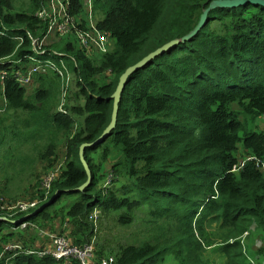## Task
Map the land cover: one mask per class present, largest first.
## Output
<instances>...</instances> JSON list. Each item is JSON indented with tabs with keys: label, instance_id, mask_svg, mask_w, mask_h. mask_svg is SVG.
Segmentation results:
<instances>
[{
	"label": "trees",
	"instance_id": "trees-1",
	"mask_svg": "<svg viewBox=\"0 0 264 264\" xmlns=\"http://www.w3.org/2000/svg\"><path fill=\"white\" fill-rule=\"evenodd\" d=\"M15 1L0 0V72H6L0 113H21L9 131L10 141L30 146L18 157L8 146L6 154L16 159L13 166L23 161L14 169L18 174L27 172L34 158L52 168L60 151L63 164L47 199L36 208L58 191L52 204L36 215L34 208L0 220V264L12 255V264H64L25 253L49 240L35 241L27 233L52 230L48 234H63L83 246L95 233L89 218L96 207L130 225L144 206L150 234L121 243L115 264H164L168 255L171 264H256L249 261L243 240L252 225L264 230V171L256 165L264 163V127L255 124L264 116V5L209 8L215 0H93V11L101 15L96 28L109 34L112 48L90 57L73 42L39 45L42 54L35 64L47 67L35 74L38 86L29 94L28 84L13 77L32 65L34 43L46 32L47 21L36 16L45 0H27L20 7ZM82 3L70 0L69 15L80 14ZM203 14L204 24L187 40L127 75L114 126L92 144L112 120L120 77L194 30ZM61 65L73 77L75 99L82 102L54 112L61 94L54 68ZM5 143L1 137L0 147ZM111 159V185L103 186V165ZM84 163L91 181L78 191L88 178ZM62 196L73 203L50 213ZM21 218L37 228H20ZM54 218L72 230L62 229L65 224L55 230ZM13 240L21 250L5 251Z\"/></svg>",
	"mask_w": 264,
	"mask_h": 264
},
{
	"label": "rangeland",
	"instance_id": "rangeland-1",
	"mask_svg": "<svg viewBox=\"0 0 264 264\" xmlns=\"http://www.w3.org/2000/svg\"><path fill=\"white\" fill-rule=\"evenodd\" d=\"M25 2H27V0H16L14 5L16 7H20ZM82 2H85V0H82ZM100 17L101 15L96 13V11L95 12L93 11L92 19L98 20L100 19ZM53 40L59 41L61 43L73 42V44H76V46L81 47L74 29L71 31H67L65 34L61 36H53L51 42ZM61 46L62 44H60V47ZM111 48H112V43L108 46V50ZM93 54L96 55L97 53H93ZM90 57H92V55ZM1 75H2V71L0 72V83L3 82ZM72 78L73 77L69 73V79L65 81L61 80L60 82H58V85L56 84V87L58 86V88L61 91V94H58L59 101L57 100L56 106L52 109L54 112H65V106H68V104L75 105L82 102V100L75 99V96L73 94L75 92V87ZM37 86H38V82L35 77L34 81L30 85L26 86L27 93L32 94L37 88ZM14 113L15 114L11 112L0 113V138L2 137L5 138L6 140V143L2 147H0V198L7 201V202H3L4 204H14L15 208L18 209L20 208V206L27 204L30 201H35V198H33L32 195H35L37 191H43L46 177L53 171L56 172L57 170H59V168L62 166L63 163L61 156L62 151H60L58 152L59 157L54 162L55 165L52 168H48V167L45 168V165L47 164L46 161H38L37 158L36 160L34 158L32 162V167L27 172H23L20 174L14 172V169L18 168V165L23 163V161L13 166L11 163L16 162V159L11 160L9 154H6V152L8 151L7 147L14 146L16 148V151H11V154L13 156L18 157L19 153L28 152L30 146L28 142L24 141L22 145L18 147L15 142L17 141L16 139L10 141L12 134L9 131L13 126L14 122L17 119H20L19 116H21L20 112H14ZM81 121H82V117L77 118V123H80ZM255 124L257 129H262L264 127V116L258 117L255 120ZM18 138L20 137H17V139ZM23 158L26 160L25 157ZM113 161L114 159H111L105 162L103 165V171H102L103 180H101L103 181V186L111 185L110 182L112 179V174L110 171V166ZM256 165L258 168H261L264 171V163L258 161V163L256 162ZM11 197H14L15 199H10ZM73 200L74 199L71 197L62 196L56 202V204L52 205L49 212L52 213L51 211L54 208L64 203L65 205L66 204L70 205L71 203H73ZM4 215L7 216L8 214L4 213ZM89 219L95 225V233L90 242L94 246V253H95L94 257L95 258L97 257L99 259L114 257V252L121 243H133V242L136 243L138 242V240H142L150 234V232L148 231L149 227L146 223L148 216L146 214L145 206L137 211V218L130 225L119 224L117 222L116 213L102 212L101 209L98 207H96L92 211ZM52 222L55 230L62 227L64 224L65 225L62 227V229L67 228L68 230H72V227L70 225H67L65 222L63 224V222H61L58 218H54ZM4 226L7 227L6 224H4ZM212 229L214 228L212 227L211 229L208 230V232L209 231L213 232ZM37 231L32 229L31 231H29V233H27V235L32 236V239L37 241L40 238L43 239V237H45V235L41 233L42 231L46 233L52 232V230L45 231L43 228H39ZM249 239L252 240L255 239L253 242L254 243L259 242L260 244L259 246L261 247V249L259 250H264V230L258 229L255 225L251 226L249 234L243 240L244 246L247 245L246 246L247 252H248L247 247L250 250L254 249L253 244H249ZM214 247L216 248L217 246ZM254 251L256 252V250ZM99 252H104V253L100 254ZM246 254L248 256V253ZM207 255L210 258L212 256V251L208 250ZM172 262H174L172 260V256L170 255L166 256L164 264H171Z\"/></svg>",
	"mask_w": 264,
	"mask_h": 264
},
{
	"label": "built area",
	"instance_id": "built-area-1",
	"mask_svg": "<svg viewBox=\"0 0 264 264\" xmlns=\"http://www.w3.org/2000/svg\"><path fill=\"white\" fill-rule=\"evenodd\" d=\"M69 3L70 0H45L43 7L37 11L36 16L41 20L47 21V29L44 36L37 43H34L35 45L37 44V47H34L35 56L33 55V57H31L32 65L26 70L19 69L14 73L13 78L18 83L27 85L32 81L33 76L36 73H45L47 64L36 65L35 61L38 58V55L42 54V51L39 50V45L46 44L45 42L49 40L50 37L61 36L67 31L74 29L83 50L87 52H93L96 50L100 53L108 51V45H110V43H108L109 34L99 31L93 26L85 29L78 27L79 25L75 21L74 16H71L68 13ZM84 3L89 8H92L93 0H85ZM45 62L49 64V60ZM54 69L57 70L62 81L69 79L68 74H66L64 70V66L63 68L56 67ZM5 75L6 72H2L1 78L4 79ZM55 173L56 172L53 171L46 177L44 184L45 190L43 189L42 195L39 198L20 206L18 209L15 208L14 204H4L3 202L7 201L0 198V220L6 219V217L11 218L20 212H27L34 209L41 201L47 199L51 183L55 179ZM4 213H7L8 215L5 216ZM19 226L22 229H25L27 226L36 228L34 223L26 222L22 218L20 219ZM41 233L49 239L46 241V244H44V247L30 248L25 250V253L36 254L38 256H51L56 260L62 261L64 264H69L72 261H76L78 264H115L114 257L106 259L95 258L94 246L91 242L83 246H77L71 243L63 234H48L43 231ZM245 235H247V232L244 236ZM4 250L16 253L18 250H21V246L16 242H11L4 247ZM11 258H13V255L7 257L4 264H12L10 261Z\"/></svg>",
	"mask_w": 264,
	"mask_h": 264
},
{
	"label": "water",
	"instance_id": "water-1",
	"mask_svg": "<svg viewBox=\"0 0 264 264\" xmlns=\"http://www.w3.org/2000/svg\"><path fill=\"white\" fill-rule=\"evenodd\" d=\"M245 2H252V3H259V4H262L264 5V0H215V1H212L209 5V8H214V7H225V6H234V5H239V4H242V3H245ZM207 10H204V14L206 13ZM204 14L202 15L201 17V20L198 24V26L192 30L191 32H189L187 35L183 36L182 38L180 39H175L173 40L172 42L162 46L161 48L155 50L154 52H152L150 55L144 57L142 60H140L138 63H136L135 65H133L132 67H130L129 69L126 70V72L120 77V80H119V84L116 88V91L114 92L113 94V98H114V110H113V117H112V120L109 124V126L104 130L103 134L100 136V138L98 140H96L95 142H93L92 144L94 143H98L100 142L105 136L106 134L110 131V129H112V127L114 126V123H115V120H116V115H117V102H118V99H119V95L122 91V86L124 84V81L127 77V75L132 72L133 70L137 69L138 67L142 66L143 64H145L146 62H148L149 60H151L153 57H155L157 54L159 53H162L164 52L166 49H168L169 47H171L172 45H174L175 43H178L180 41H185L187 40L191 35H193L201 26L202 24H204L205 20H204ZM86 145H89V144H85L81 147L80 149V157L81 159L82 158V151H83V148L86 146ZM84 167H85V170L87 172V181L85 184H83L82 186L76 188L75 190H82L86 185H88L91 181V175H90V171L89 169L87 168L86 164L84 163ZM59 196V192L56 191L53 196L44 204H42L41 206H39L38 208H36L33 212L32 215H36L37 213H39L40 211H42L44 208H46L47 206H49L50 204L53 203V201L56 199V197Z\"/></svg>",
	"mask_w": 264,
	"mask_h": 264
},
{
	"label": "crops",
	"instance_id": "crops-1",
	"mask_svg": "<svg viewBox=\"0 0 264 264\" xmlns=\"http://www.w3.org/2000/svg\"><path fill=\"white\" fill-rule=\"evenodd\" d=\"M92 16H93V9L92 8H89L84 2H83V5H82V11H81V13L80 14H78V15H75L74 16V19H75V21L78 23V27H80V28H82V29H85V28H89V27H95L96 28V24H97V22H98V20H96V19H92ZM97 29V28H96ZM53 39V37H50L49 38V40L48 41H46L45 43L46 44H49V43H51V40ZM52 42H59V41H52ZM63 43H65V42H63ZM108 43H112V40H111V38L109 37L108 38ZM109 46V45H108ZM86 52V54H88V55H94L93 53H97V54H102V53H100V52H98V51H96V50H94L93 52H87V51H85ZM32 64V63H31ZM63 66L64 65H61V66H59L58 68H63ZM64 70H65V72H66V74H68V77H69V71H68V69L64 66ZM35 76V75H34ZM33 76V79H35V77ZM60 77V76H59ZM33 79H32V81L28 84V85H30L32 82H33ZM60 81H61V78H60ZM27 85V86H28ZM255 239H249V244H253V246H254V249H252V250H250L248 247H247V249H248V259H249V261H251V262H255L256 264H264V250H259V249H261V247L259 246L260 244H259V242H253ZM11 242H14V240L13 241H11ZM19 244V243H18ZM247 246V245H246ZM254 250H256V252L254 251ZM247 255V254H246ZM69 264H71V263H69Z\"/></svg>",
	"mask_w": 264,
	"mask_h": 264
}]
</instances>
